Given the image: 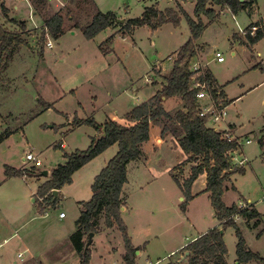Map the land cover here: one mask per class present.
<instances>
[{
	"label": "rangeland",
	"instance_id": "374dc122",
	"mask_svg": "<svg viewBox=\"0 0 264 264\" xmlns=\"http://www.w3.org/2000/svg\"><path fill=\"white\" fill-rule=\"evenodd\" d=\"M2 1L8 14L4 17L0 11V36L4 29L19 30L11 18L24 20L26 31L23 43L12 50L0 73V264H79L80 254L71 240L77 229L78 201L91 197L95 175L118 145L109 146L73 174L72 181L61 189L58 207L40 210L41 197L36 191L46 176L34 173L64 162L63 152L89 146L94 128L88 124L73 128L69 122L75 117L100 123L108 114L120 116L146 100L170 71L175 50L189 38V29L182 18L176 26L170 22L156 29L142 25L125 33L107 27L88 39L80 26L95 12L91 0H46L39 15L30 0H0V4ZM175 1L193 16L195 0H93L98 10L111 11L125 20L141 16L151 5L175 7ZM57 12L64 16L62 33L56 38L46 35L40 43L41 17ZM263 13L264 0H257L253 16L245 9L233 14L226 8L195 40L197 50L203 47L198 42L206 44L201 62L206 61L229 98L223 118L206 124L227 127L237 136L235 127L227 126L234 122L242 136L237 157L247 160L242 172H232L224 181L222 199L226 205H254L260 214L249 224L242 217L236 219L247 247L263 258L248 264H264V37L252 45L255 55L261 52L253 61L248 59L249 48L232 35L245 32V26ZM76 23L80 26L73 27ZM215 51L222 54L223 61L215 59ZM257 62L262 64L255 66ZM168 101L165 108L169 111L182 108L178 97ZM244 134L250 137L249 143ZM174 140L158 148L147 145L146 159L132 162L127 169L126 209L121 218L137 247L135 253L139 252L134 253L136 264H186L183 247L201 230L218 224L205 192L188 199L186 210L181 209L184 197L172 166L182 152ZM58 141L64 143L62 149L54 147ZM28 151L40 159V166L23 159ZM191 164H177L175 175L181 182L184 176L180 174L189 171ZM5 165L24 168L25 174L6 177ZM200 184L198 180L193 190L200 189ZM60 212L64 218L59 217ZM223 240L227 264H235L237 238L232 226L224 229ZM123 254L120 230L100 223L89 245L88 264H126Z\"/></svg>",
	"mask_w": 264,
	"mask_h": 264
},
{
	"label": "trees",
	"instance_id": "16d2710c",
	"mask_svg": "<svg viewBox=\"0 0 264 264\" xmlns=\"http://www.w3.org/2000/svg\"><path fill=\"white\" fill-rule=\"evenodd\" d=\"M36 15L40 14L46 0H30ZM95 12L85 26L77 25L88 39L107 27L119 26L118 31L125 33L136 26L149 25L156 29L164 23L178 25L182 18L185 19L189 29V38L176 50L173 64L167 75L163 77L161 88L143 102L134 105L125 115L127 124H121L116 120L106 119L98 123L93 118H77L72 121V127L81 124L92 126L97 134L104 127V135L95 143L96 136L91 138L89 146L85 149H76L70 153L63 152L64 162L57 164L51 169L48 178L38 186L36 194L41 197L40 210L48 207H58L62 196L60 192L54 198L53 189L60 190L64 185L72 181L73 174L84 164L95 158L105 149L113 144L118 145L116 153L107 161L101 170L95 175L91 184V197L86 201H79V216L76 219L77 229L71 235L72 243L80 254L79 264H88L89 247L85 248L87 235L96 233L100 223L106 227L116 226L122 235L124 243L123 259L126 264H135L134 253L137 250L131 243L127 226L121 218V207L125 199L123 187L127 182V164L136 159L144 157L142 145L149 139L152 124L160 125L161 134H170L178 143L182 153L186 156L184 162L192 163L186 178L179 180L173 174V178L179 186L184 201L180 207L186 210L188 199L192 198L191 185L202 173L206 174L204 192L208 197L219 226H214L206 232L194 238L183 247L189 251L186 264H227V248L223 240V231L227 226H232L237 238L235 245V264H248L250 261H262L259 253L250 250L241 234L235 217L240 216L249 224V220L257 218L259 213L253 206L240 207L235 203L226 205L222 199L224 181L232 172H242L243 167H236L231 163L229 151L236 147L237 141L228 140L223 137V131L215 130L208 126L206 119L199 116L197 109V89L192 87L193 72L189 68V62L195 55L197 46L195 40L205 29V17L209 22L217 18L215 5L228 8L231 12L246 7L244 1L239 0H195L193 16L188 14L179 2L175 1V7L168 6L164 9L156 5L146 7L141 16L124 20L117 23L115 14L111 11L102 12L95 7ZM0 11L7 17L8 7L2 1ZM42 18V31L39 42L43 43L46 35L58 37L62 33L64 16L54 13L49 17ZM19 26V30L4 29L0 36V73L5 70L14 48H18L24 41L25 21L10 19ZM251 26V25H250ZM249 26V27H250ZM251 42H256L264 36V20L253 35L248 32ZM204 79L208 91L213 97L222 98L223 92L214 84L211 73L206 69ZM156 84V82H155ZM171 97H178L182 102V109L169 111L164 102ZM228 104L223 102V106ZM238 138V137H237ZM54 147L63 148L62 142L58 141ZM176 167H173V170ZM24 168H16L9 165L4 166L6 177L23 176ZM34 175H40L34 173ZM86 238L82 239L78 233ZM173 264V263H171Z\"/></svg>",
	"mask_w": 264,
	"mask_h": 264
},
{
	"label": "crops",
	"instance_id": "0c3cea01",
	"mask_svg": "<svg viewBox=\"0 0 264 264\" xmlns=\"http://www.w3.org/2000/svg\"><path fill=\"white\" fill-rule=\"evenodd\" d=\"M239 1H244L245 2V4H246V7L245 8H243V9H245V10H247V14L248 15H251V16H253L254 15V13H255V7L257 6V0H239ZM181 5V4H180ZM166 8V7H165ZM194 8V7H193ZM214 9H215V11H216V13H217V18L214 20V21H211V22H209L207 19L206 20H204V22H205V24H206V26H205V28L209 25V24H211V23H213V22H215V21H217V20H219V17H220V14L221 13H223L224 12V10L226 9V8H222L221 6H218V5H215L214 6ZM185 10V9H184ZM33 11H34V9H33ZM186 11V10H185ZM240 11V10H239ZM187 12V11H186ZM238 12V11H237ZM236 12V13H237ZM188 14H189V12H187ZM233 13V12H232ZM236 13H233V14H236ZM264 20V13H263V16L262 17H260L258 20H255V19H253V20H251V22L248 24V25H246L245 26V28H244V30H245V32H235V33H233V38L235 39V38H238L239 39V41H240V43L242 44V45H246V47L247 48H249L248 50L250 51V53H249V55H248V59L249 60H253L254 61V59H255V56H257V57H259L260 55H261V52H259V51H256V55L254 54V51H255V49L254 48H252V45H253V43H255V42H251V40H250V38L248 37V32H250V27L252 26V25H260L261 23H262V21ZM24 21V20H23ZM251 25V26H250ZM250 26V27H249ZM115 28H117V30H116V32L118 31V29H119V26H116ZM255 32V31H254ZM264 37V36H263ZM198 42V41H197ZM198 43H200L203 47H202V49H200V50H197V52H196V54L192 57L193 59H194V57L195 58H199V60H200V62H201V59H200V53L202 54L203 53V51L205 52V50H206V44L205 43H202V42H198ZM183 44V43H182ZM181 44V45H182ZM180 45V46H181ZM179 46V47H180ZM178 47V48H179ZM177 48V49H178ZM176 49V50H177ZM175 50V51H176ZM215 52H217V51H215ZM231 53L232 54H236V52H235V50H232L231 51ZM202 58H203V55H202ZM205 59V58H204ZM203 59V60H204ZM204 62V63H203ZM203 62H201L202 64H204L206 67H205V69H207L210 73H211V75H212V77H213V80H214V84H215V86L220 90V91H222L223 92V94H222V98H221V100H222V102H224V101H227V102H229V98L227 97V94H226V92L223 90V88H222V85L219 83V81H218V79H217V77L214 75V73L210 70V68L207 66V64L205 63L206 61L204 60ZM160 65H161V63H159ZM159 64H157V65H159ZM262 64V62H257L256 64H254L255 66H258V65H261ZM147 80L148 81H151L150 80V78H147ZM153 81V80H152ZM163 81V80H162ZM152 83H155V82H152ZM158 82H156V84H157ZM162 83V82H161ZM161 83L157 86V88H156V90L150 95V96H152L155 92H157L160 88H161ZM150 96H148V98L150 97ZM172 98V97H171ZM171 98H168V99H166L165 100V102H164V106H165V104H169V101L168 100H170ZM237 97H235V98H233V100H235ZM231 100V99H230ZM232 100V101H233ZM135 105H137V104H135ZM134 106V105H133ZM133 106H131L126 112H124L122 115H120V116H117V115H115V114H108V116H107V119H112V120H116L117 122H119V123H121V124H127V120H126V118H125V115H126V113L133 107ZM180 109H182V108H180ZM168 110V109H167ZM106 120V119H105ZM99 123V122H98ZM101 123V122H100ZM69 125H71L72 126V122H69ZM228 127H235V131H236V133L238 134L236 137H238V138H241L242 136H241V134H240V130H239V128H238V126L236 125V123H234V122H230L228 125H227ZM230 127V128H231ZM224 129V128H223ZM243 135V134H242ZM246 134H244V136H245ZM93 136H97V131L94 129V132L93 133H91L90 135H89V138H88V140L91 142V138L93 137ZM247 136V135H246ZM247 138H249L250 139V137H248L247 136ZM172 140H174V138L170 135V136H168V138H167V136L166 135H162L161 134V127H160V125H157V124H152L151 125V127H150V135H149V139L146 141V142H144L143 143V145H142V149H143V151H144V157L143 158H141V159H136V160H132V161H130L128 164H127V169H128V167L130 166V164L132 163V162H142L143 161V159H146V155H147V151H148V147L149 146H151V147H154V148H158V147H160L162 144H164V143H166V142H171ZM175 141V140H174ZM147 145H149V146H147ZM62 146L64 147V143H62ZM109 148V147H108ZM106 150V149H105ZM104 150V151H105ZM181 150V149H180ZM103 151V152H104ZM103 152H101V153H103ZM182 152V151H181ZM100 153V154H101ZM99 154V155H100ZM181 157L179 158V160L172 166V170H173V167H176L177 166V164H181V162H183L185 159H186V156L183 154V153H181V155H180ZM24 159V158H23ZM92 160H94V158L92 159ZM91 160V161H92ZM88 163V162H87ZM86 163V164H87ZM86 164H84V165H86ZM83 165V166H84ZM82 166V167H83ZM183 166V165H182ZM81 167V168H82ZM185 166H183V168H184ZM81 168H79V169H81ZM190 168V167H189ZM78 169V170H79ZM175 169L176 168H174V170H173V173H172V175L173 174H176V171H175ZM188 168H186V170H187ZM77 170V171H78ZM128 171V170H127ZM50 172H51V170H48V175L46 176V179L48 178V176L50 175ZM188 174H189V171H185V173H181L180 175L181 176H184V178H186L187 176H188ZM179 180H180V178H179ZM198 180L201 182V184H200V189H198V190H193L194 189V186H195V183L196 182H198ZM181 181V180H180ZM93 182V181H92ZM205 182H206V174L205 173H202V174H200L195 180H194V182L192 183V185H191V195H192V197H195L196 195H198V194H200V193H202V192H204L203 191V189H204V187H205ZM125 186V185H124ZM124 188V187H123ZM62 189V188H61ZM61 189L59 190V192H61ZM205 193H207L208 194V192H205ZM182 198V197H181ZM79 202V201H78ZM125 203H126V199H124V201H123V209H121V211L122 210H125L126 209V205H125ZM244 204V207H247V205H248V207H250V206H253L254 207V205H251V204H247V205H245V203H243ZM231 205V204H230ZM186 208H187V206H186ZM255 208V207H254ZM257 211V210H256ZM258 212V211H257ZM259 213V212H258ZM214 216H215V214H214ZM258 217H260V214H259V216ZM257 217V218H258ZM61 218H64V217H61ZM238 218H240V216H236L235 217V220L236 219H238ZM245 220V219H244ZM246 221V220H245ZM251 221V219L249 220V222ZM215 226H219V222H218V224L217 225H215ZM214 227V226H213ZM212 228V227H211ZM210 229V228H209ZM128 230V229H127ZM207 230H201L199 233H198V235H200V234H202V233H204V232H206ZM76 232H78V231H76ZM80 236H81V238L82 239H84V235L82 234V233H78ZM95 235V234H94ZM180 251H182V250H180ZM253 251V250H252ZM19 253V252H18ZM137 253H139L138 251H137ZM137 253H135V254H137ZM134 262H135V264H136V261H135V256H134Z\"/></svg>",
	"mask_w": 264,
	"mask_h": 264
},
{
	"label": "built area",
	"instance_id": "2783aa9c",
	"mask_svg": "<svg viewBox=\"0 0 264 264\" xmlns=\"http://www.w3.org/2000/svg\"><path fill=\"white\" fill-rule=\"evenodd\" d=\"M260 25H252L250 27V34L253 35L254 31H256ZM47 46L51 47L52 44L50 41H47ZM196 54V53H195ZM215 59L218 62H221L224 60L222 54L217 51L215 52ZM205 65L202 64L199 60V58H196L195 60L191 59L189 62V68L193 72L192 76V87L197 89L196 93V103H197V109L199 116L206 119V122L210 119L213 120V122L218 121L219 119L223 118L224 115V108L223 102L220 97L215 98L211 93L208 91L206 81L204 79L197 78L198 76L204 77L205 73ZM215 130H221L223 131V137L227 138L228 140H234L236 139L237 144L234 149L229 151V156L231 163L234 164L236 167H243L246 162V157L238 158L237 153H240L239 151H242V142L240 138H237L235 135L230 133L229 128L224 129H218L217 127H212ZM246 143L250 142V139L247 138ZM24 160L33 162L36 166H40L42 162L40 159L34 155L31 151H28L25 153ZM240 207H244V204L242 203L239 205ZM59 217H64V213L60 212ZM17 256L21 258L23 255L21 253H18Z\"/></svg>",
	"mask_w": 264,
	"mask_h": 264
},
{
	"label": "water",
	"instance_id": "95a60500",
	"mask_svg": "<svg viewBox=\"0 0 264 264\" xmlns=\"http://www.w3.org/2000/svg\"><path fill=\"white\" fill-rule=\"evenodd\" d=\"M124 20L125 19H117V22L118 23H123ZM104 134H105L104 133V127H102L101 132L97 134L96 139H95L94 142L96 143ZM39 174L43 175V176H47L48 175V170L47 169H43V170L39 171ZM58 192H59L58 189H53L52 190V194H53L54 198L58 195ZM121 209H123V207H121ZM94 234H95L94 232L88 233L87 241H86V244H85V248H88L89 245L91 244ZM188 254H189V251H185L184 255L182 256V258L186 257Z\"/></svg>",
	"mask_w": 264,
	"mask_h": 264
}]
</instances>
